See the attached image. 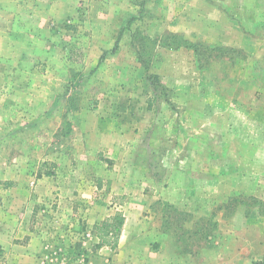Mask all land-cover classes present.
Segmentation results:
<instances>
[{
    "label": "rangeland",
    "instance_id": "rangeland-1",
    "mask_svg": "<svg viewBox=\"0 0 264 264\" xmlns=\"http://www.w3.org/2000/svg\"><path fill=\"white\" fill-rule=\"evenodd\" d=\"M46 6L1 65L0 264H264V0Z\"/></svg>",
    "mask_w": 264,
    "mask_h": 264
},
{
    "label": "crops",
    "instance_id": "crops-1",
    "mask_svg": "<svg viewBox=\"0 0 264 264\" xmlns=\"http://www.w3.org/2000/svg\"><path fill=\"white\" fill-rule=\"evenodd\" d=\"M47 3H49V0H0V74L2 69L1 65L4 61L29 60L33 59V56L38 53L35 46L38 42L41 43L42 40L40 39L39 41L37 38H34L35 35L33 36L32 34L29 36L28 34L32 33L31 29L43 28V26L45 27L46 22L49 20V9H45ZM37 4H39L38 8H36ZM66 14V12L62 13L61 16H65ZM2 50L3 53L1 52ZM15 66L16 63L12 67L8 68L7 72L12 75H14V73L22 74L25 77L31 74L29 69L19 71V69H14ZM7 90L13 91L14 88H11V85H8V88H0V101L2 91L6 92ZM148 109L149 108L147 107V110ZM147 110H143L142 116L149 115ZM133 121L136 122L137 127L139 126L140 130L136 133V136H139L140 141L142 140L141 145L143 146L146 134L142 135V132L146 130V120H142L141 117L138 116ZM109 124V121H100V127H92V132L89 131V135H93L94 132H97L102 139L120 140L119 127L112 122L111 129L113 128L114 130H111ZM149 128V130H151V125H149ZM112 134L115 135L113 136ZM112 144L110 145L106 143L105 146L108 150L110 147H115L116 149L118 148V144L115 142ZM132 146L135 145L133 144ZM98 147H102V150H104V146H101V144H99ZM129 147L130 146L127 147L128 150L130 149Z\"/></svg>",
    "mask_w": 264,
    "mask_h": 264
},
{
    "label": "trees",
    "instance_id": "trees-1",
    "mask_svg": "<svg viewBox=\"0 0 264 264\" xmlns=\"http://www.w3.org/2000/svg\"><path fill=\"white\" fill-rule=\"evenodd\" d=\"M50 174L52 173H46V175ZM122 223L123 217L121 216V213L116 212L113 216L106 217L100 223L96 224L94 229L98 242L95 246L100 247L108 245L111 248H114L117 244Z\"/></svg>",
    "mask_w": 264,
    "mask_h": 264
}]
</instances>
